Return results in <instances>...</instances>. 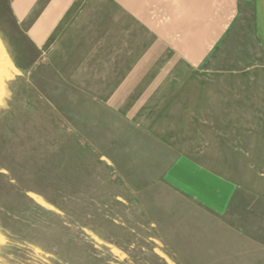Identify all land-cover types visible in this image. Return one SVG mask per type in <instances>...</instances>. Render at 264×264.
Listing matches in <instances>:
<instances>
[{
  "label": "rangeland",
  "instance_id": "rangeland-1",
  "mask_svg": "<svg viewBox=\"0 0 264 264\" xmlns=\"http://www.w3.org/2000/svg\"><path fill=\"white\" fill-rule=\"evenodd\" d=\"M47 1L20 23L0 0V264H264L254 7L193 66L171 41L196 37L189 12L168 44L78 0L36 44Z\"/></svg>",
  "mask_w": 264,
  "mask_h": 264
},
{
  "label": "crops",
  "instance_id": "crops-1",
  "mask_svg": "<svg viewBox=\"0 0 264 264\" xmlns=\"http://www.w3.org/2000/svg\"><path fill=\"white\" fill-rule=\"evenodd\" d=\"M41 0H11L12 13L16 20L23 23L29 13ZM78 0H48L40 9L35 22L28 28V34L36 44H42L48 32L58 24L63 14L70 11ZM118 8L127 12L148 29L151 27L164 28L159 36L169 44L168 28L180 27V14L189 12L192 17L200 20L196 37L184 39L181 35L171 38L180 43V60H187L193 66L201 63L211 49L216 47L233 24L239 13L247 5H252L256 14V36L259 43L264 45V0H110ZM73 12V10H72ZM183 20V19H182ZM177 21L178 23H173ZM193 21V19H192ZM193 26V25H192ZM191 42V44H189ZM188 45H187V44Z\"/></svg>",
  "mask_w": 264,
  "mask_h": 264
},
{
  "label": "bare ground",
  "instance_id": "bare-ground-1",
  "mask_svg": "<svg viewBox=\"0 0 264 264\" xmlns=\"http://www.w3.org/2000/svg\"><path fill=\"white\" fill-rule=\"evenodd\" d=\"M2 46L3 45H1V43H0V57H6L7 58V56H6V54H5V51H3L4 49L2 48ZM2 59L0 58V61H1ZM8 64V61L6 60L4 63H3V66L4 65H7ZM4 68V67H3ZM5 75V71L4 70H1L0 69V93H2V90H3V87H2V79H3V76ZM4 91V90H3ZM5 93V92H4Z\"/></svg>",
  "mask_w": 264,
  "mask_h": 264
}]
</instances>
